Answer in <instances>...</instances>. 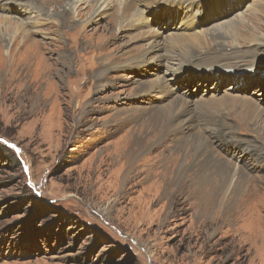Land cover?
<instances>
[{"label": "rangeland", "instance_id": "rangeland-1", "mask_svg": "<svg viewBox=\"0 0 264 264\" xmlns=\"http://www.w3.org/2000/svg\"><path fill=\"white\" fill-rule=\"evenodd\" d=\"M87 1L90 0H0V264H264V244H253L244 238L252 236L257 218H264V139L237 113H206L200 108L196 119L187 120L188 136L201 130L204 138L211 140L207 150L213 146L216 156L241 167L247 178L252 177L250 185L258 187V191L249 193V203L258 216L246 215L241 223L236 218L223 222L217 207L200 226L194 199L195 168L180 188L174 175L167 183L168 191L163 186L172 207L166 206L163 189L155 197L145 192L144 185L157 177L145 183L143 175L141 180L130 181L124 190L119 187L113 193L118 186L113 173L116 167L111 166L109 154L118 150L134 124L124 120L126 114L119 117L118 123L112 116L118 110L148 104L146 96L152 98L154 107L159 106L153 99L156 92L160 93L158 88L145 95L136 92L140 83L157 82L161 73L167 72L165 65H169L155 62L147 69H139L135 67L137 63L127 66L123 62L141 55L146 31H162L164 38L161 36L160 42L166 47L167 37L174 30L164 29L154 18L155 22L141 13L133 17L130 12L120 21L124 12L121 0H115L117 12L111 13L109 22H113L107 24L106 18L96 17L99 6L89 10ZM104 1L107 0L101 2ZM201 3L198 47L204 50V46H213L209 55L215 58L220 56L219 45L226 47L227 42L240 41L236 49L241 51L255 49L242 38L214 39L221 29L232 24L254 33L261 45L259 54L264 55V0ZM107 6L111 12V2ZM226 11L232 14L217 17ZM117 23L130 29L126 27L121 36ZM20 24L24 26L18 29ZM186 46L193 47L190 42ZM195 57L209 56L198 52ZM193 61L203 66L196 58ZM172 64H176V58L170 61ZM110 65L114 69L110 70ZM251 65H243V69L256 66L257 70L243 72L248 78L257 77L252 79L254 84L250 85V80L244 84L235 82L241 88L236 92L230 90L232 81L215 84L203 74L198 75L201 72L186 73L182 81L187 84L179 92L188 98L185 100L190 99L194 111L201 105V97L202 104H214L224 100L227 92L264 108V63L255 56ZM97 71L107 72L109 81L98 90ZM164 76L174 84L172 72ZM191 76L197 80L192 81ZM217 85L221 87L217 89ZM165 97L160 102L162 107L172 101L170 96ZM144 128L137 129L138 135L149 144L154 131ZM222 135L231 145L237 142L249 146L252 152L243 154L237 162L239 158H233L231 151L226 153L219 147L217 136ZM180 136L183 138L177 132L176 137ZM173 137L165 140L169 148ZM203 157L199 156L194 165ZM210 189L209 186L207 190ZM113 200L118 206L109 211ZM206 222L214 223V230L207 228Z\"/></svg>", "mask_w": 264, "mask_h": 264}, {"label": "bare ground", "instance_id": "bare-ground-1", "mask_svg": "<svg viewBox=\"0 0 264 264\" xmlns=\"http://www.w3.org/2000/svg\"><path fill=\"white\" fill-rule=\"evenodd\" d=\"M64 1L70 2V0ZM101 1L102 0H90L87 1L86 4L88 5L89 10H93L95 7L99 6L97 7L96 17H101L104 19L106 18L107 24H111L113 21L109 22L110 15L111 13L117 12L118 2H116L115 0H107L102 3ZM202 1L203 0H121L124 12L121 13L122 15L121 17H119L120 21H123V18L127 17L130 12H132L133 17L141 13L143 15L151 17L153 22H155L156 20L157 25L164 26V29L170 28L171 30H174L171 31L170 35H168L167 37L169 41H167L166 45L168 46L166 47L160 42V37L162 36V38H164L162 35V31H146L145 34L142 35V37L144 35L147 37L142 39L145 44L142 46L143 51L141 52V55L137 58L130 57L125 60L123 64L131 66L132 64L137 63V65L134 64L136 68L147 69L151 64L155 62H159L163 65L169 63V65H165V68L167 72H172L175 75V82L174 84L168 82L166 76H164L166 75V72L161 73V76L157 79V82H143L140 83L139 88H137L136 95H145L150 91L158 88L160 93L156 92L155 95H153V99L156 100V105H161L162 103L160 102H163V98L165 96H170L172 101L165 107H162V105L154 107V105L152 104V98L146 96L148 104H138L139 106L133 107L132 109L118 110L115 115L113 114V120H118L122 114H126L124 115V120H126L127 122L130 121L128 123L130 125L134 124L131 126L128 125L130 126L128 128L129 132L122 139V141H120L118 150L109 154L110 159L112 160L111 166L113 167V169L116 167L113 170V173L114 181H116L115 184L118 186L114 188L113 193L116 194L119 187L124 190V187H127L130 181L136 180L137 182L138 180H141V177L144 175V179L142 178V180L145 183L146 181H150L154 177H157V179L153 181L154 183L151 182L147 186L144 185L145 192L149 193L151 197H155L159 192H163V186H165V189L167 188V183L171 180L170 178H172L173 175L175 179L174 182L179 187L187 174L190 171H193V168H195V170L193 171L196 179V183H194V189L196 191L194 199H196V213L200 214V216H198L199 225L202 223L203 219L208 220L206 216L212 214L214 209L217 207H219L218 214L220 212L222 213L221 219H223V222L231 221L232 219L233 221H235L236 218L237 223H241L239 221L246 215L249 217H255V215H257L255 207H250L249 193L256 191L258 187L253 189V187L250 185L253 180L252 177L247 178L246 172L241 167L233 164L229 160H225L216 156L218 155L217 150L213 148V146L211 147L212 149L207 150L208 145L211 144V140L209 141L208 139L204 138V136L201 134V130L198 133H192L190 136H188L189 127L187 126V120L189 121L190 119L195 118V116L198 115L197 112L200 108L203 112L206 113L209 112L218 114L224 113V111L232 114L237 113L236 116L244 124H250L253 127V130L257 134L259 133L260 136L264 139V108L260 107V105L258 104H255L254 101L248 98L245 99L244 97L242 99V97H235L231 93L227 92V97L224 100L223 98H217L220 101L217 103L213 102L214 104H207V101H204L205 103L202 104V100L204 98L201 97L199 99V103H201V105L198 104L199 108L194 111L192 110L193 107L190 103V99L185 100L188 98L184 97L185 95L180 93L179 90L184 89L185 85L187 84L186 82L182 81V78H184L186 73L191 72L192 74H194L195 72H201L198 73V75L203 74L205 78L208 77L211 81L214 80L215 84L220 81L223 82V80L230 82L232 81L233 83H231L230 85V90L236 92L241 89L240 87H237V84H244L249 82L250 80V85H252L255 81L252 79L257 78H248L245 72H243L244 70H257L256 66L254 69H243V65H248L249 67H251L255 56L257 61L263 64L264 55L259 54L261 45L260 43H258V40L254 38V33H248L246 30H240L238 26L234 28L232 24H227L228 27L225 29H221V32L214 35V39L222 40V37L228 36V38H231V40L236 41L237 39L242 38L241 41L249 42L253 47H255V49L249 51H241L236 49V47L240 45V41L234 42L233 44L227 42L226 44H228V46L226 47L219 45L220 56L215 58V56L209 55V52H211V47L213 46H204V50L198 47L199 45H196V42L201 37V34L198 32V12L201 9ZM100 2L101 4L98 5ZM108 2H111L112 4V7L110 9L111 12H108ZM220 10H222V8ZM231 14L232 13H230V11H226L224 15L219 13L217 17L219 15L220 18L228 17ZM163 15L167 16V19H165ZM95 19L92 20L95 21ZM10 20L12 21V19ZM23 26L24 25L20 24L18 26V29L23 28ZM116 26L118 27L117 33L119 32L121 36L124 35V32L127 31L126 27L130 29L128 25L124 26L122 25V23H117ZM183 28L184 30H182ZM186 31H189L191 33L189 34ZM240 33L243 37H240ZM28 34L30 35L29 32ZM246 35H249V37H247ZM123 37L121 38L124 39L125 37ZM188 42H190L193 47L186 46ZM204 43L206 44V42ZM112 47H115L116 49L119 48L115 45H113ZM177 49H182L183 51L181 52ZM216 50H218L217 47ZM198 52L207 53V55L209 56L208 58L195 57L196 60L203 65L202 67L196 66L195 61H193L195 59L194 55ZM126 53L127 52H124V54ZM250 54H254L255 56H252ZM189 56L193 59L190 60L191 58ZM120 57H122V54L120 55ZM219 57L221 58L219 59ZM173 58H176V64L170 65V61H172ZM145 61H149V63H147L146 65H142L141 63ZM192 61L195 64H192ZM108 62L105 65L109 66ZM211 64H213L214 67H211ZM113 66L114 65H110V70L114 69ZM95 76L99 80V85L95 87L97 90L98 88H104L109 84L107 72L97 71L95 73ZM188 77H190V75H187V78ZM191 77L193 78L192 81L197 80L195 76ZM235 82L237 84H235ZM221 86L217 85V89ZM96 93L98 94L99 92L96 91ZM233 97L236 99H234ZM205 105L206 107H202ZM181 118H183L184 120H180ZM202 119L203 118H201V121ZM215 120H218V117H215ZM118 122L120 121L118 120L116 123ZM192 123H194V121ZM207 124L209 123L207 122ZM141 126H144V129H148V127H151V129L154 131V135L149 140V144H147L144 138L138 135L137 129ZM120 129L121 128H118L117 130L119 131ZM177 132L180 133L183 138L181 136L176 137ZM172 135H175V137H173V139L171 140L173 144L170 145L172 147L169 148L167 147L166 144L168 143H166L165 140L169 139V137ZM221 138L217 136L219 147L226 151V153H229L231 151L233 158H239L237 162L241 161L243 154L252 152L251 149H248L249 146L239 145L237 142H233V145H231L230 143L232 142H229V139L226 136L222 135ZM258 138L259 141H261L259 136ZM228 142L229 145H226L225 143ZM263 143L262 145H264ZM159 147H162V149L159 150ZM232 148L237 149V151ZM173 149H175V151ZM165 151H168L169 154L166 155ZM199 156H204L203 161L195 166L194 163ZM158 170L159 173H157ZM121 182L122 185H120ZM140 184H142V181H140ZM209 186L211 187V189L207 190ZM160 189L163 190L161 191ZM244 192L246 193V195L242 196ZM162 197H166L165 190L162 194ZM231 197L233 198V200L231 199ZM238 198L241 199L236 201ZM113 201L108 207L109 211L118 206L117 202ZM165 204L167 207H172L171 199L169 197H166ZM257 220L258 222L254 224V227H252V229L255 230L251 231L252 236H244V238L250 240L253 244H264V218H262L261 216L258 217ZM142 221L145 222V219H143ZM205 225L207 228L211 229H213L215 226L214 223L211 222H206ZM242 227L243 226H240V229H242ZM218 230L219 227L215 228V231Z\"/></svg>", "mask_w": 264, "mask_h": 264}]
</instances>
